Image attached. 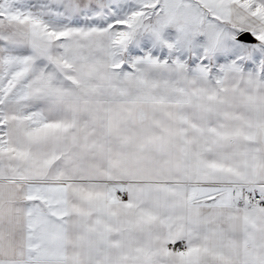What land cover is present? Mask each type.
Listing matches in <instances>:
<instances>
[{"label": "snow or ice", "instance_id": "snow-or-ice-1", "mask_svg": "<svg viewBox=\"0 0 264 264\" xmlns=\"http://www.w3.org/2000/svg\"><path fill=\"white\" fill-rule=\"evenodd\" d=\"M0 264H264V0H0Z\"/></svg>", "mask_w": 264, "mask_h": 264}]
</instances>
